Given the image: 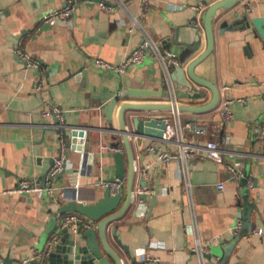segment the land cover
Here are the masks:
<instances>
[{
    "label": "crops",
    "instance_id": "crops-1",
    "mask_svg": "<svg viewBox=\"0 0 264 264\" xmlns=\"http://www.w3.org/2000/svg\"><path fill=\"white\" fill-rule=\"evenodd\" d=\"M213 2L152 0L145 10L141 0H105L112 7L106 10L99 1L79 0L64 23L49 25L44 16L63 8L67 0H0V264H33L36 258L42 260L38 264H47L42 255L50 237L58 234V243L63 237L58 216L62 203L89 204L103 196L100 180L115 176L113 153L125 152L122 142L118 150L110 148L121 139L110 131L119 127L118 108L113 122L104 110L115 94L122 89L177 87L171 77L176 65H170L167 77L151 54L123 74L97 67L95 59L121 64L147 35L161 50H171L179 58L195 42L197 29L203 30V13ZM250 7L252 16H264V0H242L228 10H218L214 49L197 67L199 75L218 86V105L204 113L180 111L183 121L193 120L207 128V134L197 138L200 143L218 142L224 162L185 157L176 143L167 146L144 139L140 144L135 136L129 139L136 171L133 201L116 222L125 249L112 240L124 264L141 263L146 252L160 258V264H264V39L235 23ZM198 18L201 26L197 27ZM224 25L227 28L221 29ZM201 40L195 56L206 48L204 33ZM18 49L36 59L41 68L28 67ZM39 82H43L40 89ZM203 90L206 102L211 92ZM229 99L234 118L226 121L220 108ZM51 106L66 112L64 127L56 124L54 115L45 113ZM138 115L146 113L129 114ZM148 115L175 120L172 110ZM76 127L83 128L85 135L77 137L73 148L68 132ZM193 138L191 133L185 135L186 142ZM161 150L177 157L164 163L159 158ZM60 154L65 170L54 180L56 193L7 192L24 179L42 182ZM229 163H236L246 176L252 208L242 213L237 202V181L242 174L232 176ZM128 173L125 152V190ZM141 176L146 180L147 200L138 199ZM155 186L159 193L150 208ZM125 195L126 191L121 204ZM143 205L146 214L139 215ZM246 216L249 227L243 226ZM82 231V227L79 234L69 230L63 246L74 239L84 243ZM197 242L208 243L203 255L194 247ZM214 252L218 257L209 259L207 255Z\"/></svg>",
    "mask_w": 264,
    "mask_h": 264
},
{
    "label": "water",
    "instance_id": "water-1",
    "mask_svg": "<svg viewBox=\"0 0 264 264\" xmlns=\"http://www.w3.org/2000/svg\"><path fill=\"white\" fill-rule=\"evenodd\" d=\"M95 1L100 2L105 0ZM241 1L242 0H215V2L210 4L204 11L202 16L204 25L203 30L197 29L195 42L186 46L184 52L178 58L179 64L176 65L174 74L171 75L172 80L177 82V87H173V89L168 87L161 91L122 89L104 106L106 116L110 122L114 121L115 112L118 108L119 127H111L110 131L120 135L122 140L118 137L116 140L117 142L112 143L110 148L118 150L121 142L125 147L129 162L126 190L123 185L117 193L113 194L111 187L106 186L103 190V196L99 197L93 203H78L76 200L62 203L59 208L61 214L78 213L83 217L84 222H80V226L83 228L82 238L84 243H82L80 239H74L69 240L68 246H63L62 243L66 241V238H69V229L62 228L63 237L61 242H57L53 250L48 254L43 251L45 254H43L42 259L43 261H47V264H122L121 253L115 249L112 240L116 242L121 249H125V246L121 241L119 225L116 222L119 221L131 208L133 201V180L136 171L129 139L131 136H135L139 138L140 144L144 139H149L166 145L167 142L163 140L166 117L148 115L150 112L170 110L176 105L181 111L204 113L214 109L218 105L220 101V90L218 86L204 76L199 75L197 73V67L212 53L214 49V24L218 10H228L239 4ZM252 10L253 8L250 7L242 11L240 19L235 23L241 24L242 26H240L244 29L248 28L255 31L259 37L264 39V16H252ZM61 23H64L63 19H56L55 24ZM235 23L232 27L235 26ZM223 28H227V26H221V29ZM203 33L207 41L206 48L201 54L195 56V53L201 48ZM180 86L185 88V90L179 89ZM204 88L211 92V97L206 102H204L206 97V92L203 90ZM130 100L143 102H134ZM152 100L155 102H150ZM189 102L198 105H189ZM134 112L146 113V115L129 116L130 113ZM69 133L73 138L72 147L75 148L77 146L75 144L77 142V137L82 138L85 135V131L83 128L76 127L68 132V134ZM78 147L81 148L80 144H78ZM125 152L116 151L113 153L116 171L115 176L109 179L111 182L123 180L125 177ZM64 170L65 166L62 171ZM61 172L57 174L56 178L62 175ZM46 179L47 174H43L41 182L42 186H45ZM237 182V202L242 213L244 208H246L245 210H248L247 208L249 207L250 210L252 207H250L251 205L248 204L247 200L248 190L246 176L242 174ZM146 186V180L141 176L140 188L145 189ZM124 191H126L125 200L123 204H121ZM158 193L159 187L155 186V192L149 198L150 208L154 206L156 195ZM138 199L147 200L148 193L145 192L139 194ZM238 217H243V214H239ZM245 218L247 220L244 221L243 226L249 227V217L246 216ZM233 232H236L235 228H233ZM207 256L209 259H212V257H218L216 252L210 253ZM41 261L42 260L36 258L32 260V263L38 264L41 263Z\"/></svg>",
    "mask_w": 264,
    "mask_h": 264
},
{
    "label": "built area",
    "instance_id": "built-area-1",
    "mask_svg": "<svg viewBox=\"0 0 264 264\" xmlns=\"http://www.w3.org/2000/svg\"><path fill=\"white\" fill-rule=\"evenodd\" d=\"M143 8L145 10L150 8L152 0H141ZM79 4V0H67L66 5L61 9H56L46 16H44V22L49 25H54L56 19H63L67 20L75 11L76 7ZM100 6L103 9L106 10H112V7L105 3V1H100ZM178 7V6H177ZM195 25L201 26V21L198 18L195 22ZM18 54L21 55V57L24 58L27 62V66L35 69H40L41 66L39 62L31 58L28 54L22 52L21 50H17ZM153 55L156 60H158L161 63V66L163 70L166 73V76L168 77L170 75L169 73V67L170 65H178L179 59L177 58V55L171 51V50H161L160 47L157 45V42L149 35L145 37L143 42L138 45L136 48L132 49L129 54L125 57L123 62L121 64H113L111 62L105 61L101 58L95 59V65L105 71H111L117 74H123L126 69L130 65H136L140 64L147 55ZM170 77V76H169ZM43 87V82H39L37 85V88L40 89ZM173 89V87H172ZM233 103V100L229 99L227 100L220 108V113L224 120L228 121L234 118V114L231 110V104ZM175 114V120H170L169 118H166V125L164 129L163 134V140L167 142V146H169L171 143H176L181 146L183 149L182 155L185 157H206L209 159H212L216 162L223 163L224 162V150L220 146L218 142L215 141H206L205 143H200L197 136L205 135L207 134V128L202 125H198L193 120H186L183 121L180 118V111L176 105L174 108L170 109ZM45 113H49L55 116L57 119V125L59 127H64L65 123V114L66 112L62 110L61 108H58L56 106H51L48 110H45ZM187 133H191L194 135V138L190 142L185 141V135ZM261 135L264 136V125L261 129ZM64 145L62 144V149ZM177 157V155L172 154L170 152H167L166 150H161L159 153V158L164 162L168 163L172 158ZM65 166V160L64 156L62 154L59 155L55 159V163L53 164L52 168L50 169L45 186H42L40 180L37 179H24L21 181V183L16 186L15 188L8 190L7 192H16V193H22V192H35L38 194H49L52 195L53 193H56V188L54 186V180L58 173H60ZM227 168L231 171L232 176L239 177L242 173L239 170V167L236 163H229L227 164ZM185 174L188 176L189 174V166L186 165L185 168ZM125 183V180H119L117 182H111L109 179H103L100 180L99 184L102 187L110 186L111 191L113 194L117 193ZM223 186L221 185L220 188ZM141 189V188H140ZM147 190L141 189L139 194L145 193ZM147 206L143 205L139 210V215L146 214ZM60 218V226L61 228H68L71 232L74 234H79L80 228V222H84V219L81 215L78 213H67V214H61L59 213ZM240 223L236 225V230L239 229ZM59 241V235L53 234L49 242L47 244V250L45 251L46 254L51 252L53 248L55 247L56 243ZM195 249H197L201 255L204 254L205 251H207L208 243L201 244L200 242H197L196 246H194ZM145 253V252H144ZM43 256V255H42ZM0 262H2V258L0 257ZM122 264H124L122 262ZM139 264H160V258L156 256H151L148 254V252L145 253L144 260ZM205 264V262H203Z\"/></svg>",
    "mask_w": 264,
    "mask_h": 264
}]
</instances>
